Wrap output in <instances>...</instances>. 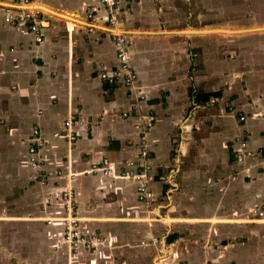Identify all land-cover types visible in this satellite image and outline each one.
Instances as JSON below:
<instances>
[{"label": "crops", "instance_id": "crops-1", "mask_svg": "<svg viewBox=\"0 0 264 264\" xmlns=\"http://www.w3.org/2000/svg\"><path fill=\"white\" fill-rule=\"evenodd\" d=\"M30 2L44 10L41 41L28 22L5 21L22 4L0 0V264H264V221L251 211L264 201V159L233 157L237 135L264 147V21L214 1L117 0L128 89L100 78L118 60L99 0ZM70 113L71 150L52 136ZM34 127L46 139L36 165ZM143 133L147 202L120 175L140 167ZM104 158L115 169L91 173ZM68 187L80 228L103 239L94 249L62 240Z\"/></svg>", "mask_w": 264, "mask_h": 264}, {"label": "built area", "instance_id": "built-area-1", "mask_svg": "<svg viewBox=\"0 0 264 264\" xmlns=\"http://www.w3.org/2000/svg\"><path fill=\"white\" fill-rule=\"evenodd\" d=\"M19 4H22L23 8L18 9L17 12H12L11 8L6 9L5 21L17 20L19 22H28L29 29L35 33V40L41 41L42 37L39 33V28L44 21L40 15L44 12L37 5L30 2V0H18ZM99 3L107 10V28L110 32V36L113 40L116 57L118 60L117 69L112 72H101L100 78L107 82L108 84H118L123 85L125 88L134 87V82L136 80L135 72L128 62L129 50L127 46L126 38L123 32L116 26V16L114 13L115 7L117 5V0H99ZM97 6L91 5L88 8V17L93 16V12L96 11ZM126 115V112L123 113ZM75 119V114L70 113L68 117L62 122V128L52 132L53 137L63 136L69 143V150L73 149L74 142L76 140V134L73 129V122ZM241 120L244 116L240 117ZM151 124H147L146 130L149 129ZM33 142L29 146V162L32 165L39 164L40 161L37 158V152L40 147L46 144V139L42 136L40 130L37 127L32 129ZM236 146L234 149V160L237 163H245L248 158L258 156L264 159V147L258 150H253L247 140L240 135L234 138ZM140 141L143 144L140 150L141 163L140 167L137 169L127 168L120 171V175L128 178L129 180L136 183V194L137 198L141 202H147L152 198L153 192L150 188L151 182V166L145 161L148 156V148L145 143V135L143 133L140 136ZM137 162H128L129 166H134ZM137 165V164H136ZM115 163L107 158L102 159L98 163H93L91 165V173L101 172L103 174H109L115 169ZM249 171V167L245 168ZM69 178H73V174H68ZM43 183V181L41 182ZM63 199V207L65 214L61 217L63 223V238L62 240L67 244L71 251H76L78 246L84 245L90 249H94L103 239L98 235H88L86 234L79 225V218L76 216V201L74 199V190L71 187L63 190L61 193ZM253 215L256 219L264 221V201L251 209ZM54 219V218H53ZM51 219L47 220V223H51ZM157 239L154 238V243ZM143 244V242H142ZM157 264H165L164 259H159ZM180 264H187L186 261L180 262ZM224 264H231L230 262H225Z\"/></svg>", "mask_w": 264, "mask_h": 264}, {"label": "rangeland", "instance_id": "rangeland-1", "mask_svg": "<svg viewBox=\"0 0 264 264\" xmlns=\"http://www.w3.org/2000/svg\"><path fill=\"white\" fill-rule=\"evenodd\" d=\"M208 1L209 2L214 1V3H219V2L222 3L223 6L227 8V10L229 9L227 11L228 16H232V14H230V12L232 11L233 13L234 12L239 13V14L244 13L241 16H246L247 12H250L253 9L254 13H252L251 16H249L248 18H254V19L256 18L260 21H264V0H204L203 3L205 4L204 6H206V8H208L207 7L208 6L207 3H209ZM262 3H263V7H262ZM223 6H222L223 10L221 9L222 10L221 12L225 15V13L223 12L224 11ZM205 10H206L205 12H207V9ZM226 29L229 30V28H226ZM226 29H223V30H226Z\"/></svg>", "mask_w": 264, "mask_h": 264}, {"label": "water", "instance_id": "water-1", "mask_svg": "<svg viewBox=\"0 0 264 264\" xmlns=\"http://www.w3.org/2000/svg\"><path fill=\"white\" fill-rule=\"evenodd\" d=\"M255 28H258V27H255ZM247 29V28H246ZM250 29H252V28H250Z\"/></svg>", "mask_w": 264, "mask_h": 264}, {"label": "bare ground", "instance_id": "bare-ground-1", "mask_svg": "<svg viewBox=\"0 0 264 264\" xmlns=\"http://www.w3.org/2000/svg\"><path fill=\"white\" fill-rule=\"evenodd\" d=\"M41 10H43V9H41ZM44 11V10H43ZM46 12V11H45Z\"/></svg>", "mask_w": 264, "mask_h": 264}]
</instances>
